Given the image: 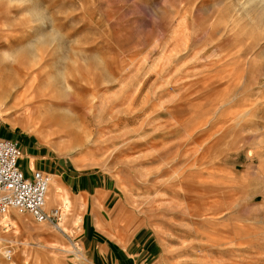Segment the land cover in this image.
Instances as JSON below:
<instances>
[{"label":"rangeland","instance_id":"1","mask_svg":"<svg viewBox=\"0 0 264 264\" xmlns=\"http://www.w3.org/2000/svg\"><path fill=\"white\" fill-rule=\"evenodd\" d=\"M6 81L5 138L104 176L124 264H264V0H0ZM68 203L1 217L0 264H104Z\"/></svg>","mask_w":264,"mask_h":264},{"label":"crops","instance_id":"2","mask_svg":"<svg viewBox=\"0 0 264 264\" xmlns=\"http://www.w3.org/2000/svg\"><path fill=\"white\" fill-rule=\"evenodd\" d=\"M0 137H10V134L0 129ZM38 143L30 139L27 140L23 155L19 159V166L27 176L33 170H42L49 173L52 179L54 178L55 182L53 181L54 183L51 185L48 204L46 199V205H48L46 210L50 212L57 208L58 216L52 222L47 220L42 223L54 226L52 224L54 222L58 226L56 229L61 230L63 221H65V216L62 215V203L69 201L66 208L69 209L71 206L73 208L71 211L81 213L76 219V227L77 230L82 231L81 242L91 251L89 254L93 256L92 260H104L106 261L104 264H124L126 257L113 252V250L109 251L105 245L100 246V242L92 239L94 235L98 234L95 231H90L91 228L96 229L94 223L97 219H106L103 209L108 206L111 198L108 181L104 180L103 175L97 173L71 169L65 160L52 154ZM67 211L66 214H68ZM122 215H124L123 211L117 215L115 221H118ZM94 245L99 248V251H97L98 249L95 252L92 251Z\"/></svg>","mask_w":264,"mask_h":264},{"label":"built area","instance_id":"3","mask_svg":"<svg viewBox=\"0 0 264 264\" xmlns=\"http://www.w3.org/2000/svg\"><path fill=\"white\" fill-rule=\"evenodd\" d=\"M20 157L18 141L0 137V218L15 210L30 214L38 223L52 222L58 216V209L46 210L51 176L42 170L25 175L19 166ZM52 224L58 228L56 223ZM6 254L10 256L9 250Z\"/></svg>","mask_w":264,"mask_h":264},{"label":"bare ground","instance_id":"4","mask_svg":"<svg viewBox=\"0 0 264 264\" xmlns=\"http://www.w3.org/2000/svg\"><path fill=\"white\" fill-rule=\"evenodd\" d=\"M14 79V78H13ZM12 80V79H11ZM18 81H19V79H17ZM16 80V81H17ZM13 81V80H12ZM14 81H15V79H14ZM1 83V82H0ZM13 83V82H12ZM19 83H21V80H20V82ZM17 84V83H16ZM12 85L13 84H11V82L9 83V81H6V82H4L3 84H0V101H2L3 99H5L6 97H8L10 94H12V89L11 88H13L12 87ZM20 85V84H19ZM16 89V88H15ZM17 91H15V93H16ZM33 97V96H32ZM38 108V107H37ZM24 115V114H23ZM27 116V115H26ZM62 118V117H61ZM37 119V118H36ZM64 119H65V117H64ZM27 121H28V119H27ZM33 122V121H32ZM54 124L56 125V124H59V125H61V126H67V125H69L68 124V121H66V120H63V119H60V117L58 118V119H56V121L54 122ZM65 128V127H64ZM70 133V132H69ZM70 134H72L71 136H70V140H69V143H67L66 145H74V144H78V143H80L81 141H82V136L78 133V132H74V131H72V133H70ZM88 136V135H87ZM80 146V145H79ZM48 192V191H47Z\"/></svg>","mask_w":264,"mask_h":264}]
</instances>
